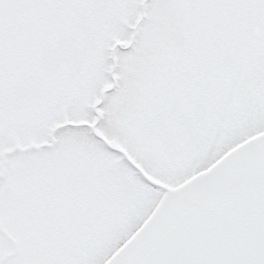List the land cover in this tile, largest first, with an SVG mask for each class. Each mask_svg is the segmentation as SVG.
Segmentation results:
<instances>
[{"label":"snow or ice","instance_id":"6c2138e0","mask_svg":"<svg viewBox=\"0 0 264 264\" xmlns=\"http://www.w3.org/2000/svg\"><path fill=\"white\" fill-rule=\"evenodd\" d=\"M0 264H264V0H0Z\"/></svg>","mask_w":264,"mask_h":264}]
</instances>
